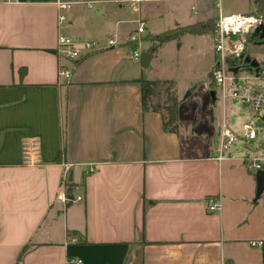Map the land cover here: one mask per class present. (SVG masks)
<instances>
[{"label":"crops","instance_id":"0c3cea01","mask_svg":"<svg viewBox=\"0 0 264 264\" xmlns=\"http://www.w3.org/2000/svg\"><path fill=\"white\" fill-rule=\"evenodd\" d=\"M59 2L72 4L61 23ZM132 14L123 0H0V264H262L255 178L235 182L243 158L212 159L234 104L194 115L175 91L177 131H164L139 80L168 81L145 72L166 42L148 52L161 33L141 5L139 53L151 58L131 60ZM59 36L96 48L66 59ZM66 166L69 204L57 200Z\"/></svg>","mask_w":264,"mask_h":264},{"label":"built area","instance_id":"2783aa9c","mask_svg":"<svg viewBox=\"0 0 264 264\" xmlns=\"http://www.w3.org/2000/svg\"><path fill=\"white\" fill-rule=\"evenodd\" d=\"M12 2L14 0H5ZM176 0H123V3L129 10L135 14H139L140 6L144 3H165ZM202 1V0H189ZM212 3L217 11L214 26L211 32L213 41V50L215 59L211 68V83L215 91V95L224 101H230L232 104H238L248 108L252 112L251 119L245 121L240 126V131H234L224 117L218 127V136L215 142L213 160L222 162L231 158V150L236 144H249L250 141L257 138L258 120L262 121L264 116V88L259 85H264V69L259 64V71L245 68L242 63L234 62L241 54H245L247 45L256 42L252 34L256 29L264 26V8L259 9L254 0H248L252 10L247 13H232L224 15L222 13L223 0H203ZM72 4L59 2L58 9L61 14L58 16V23L64 21L62 13L68 11ZM192 14L197 13V7L193 4L190 8ZM135 24V30L128 37V42L134 44L133 49L129 54V58L133 61L139 60V44L141 36L145 33V22L137 17L132 21ZM109 46L115 45V39L109 38L107 40ZM80 48L85 51H92L96 48L93 42L77 43L73 40L59 36L57 42V54L66 59L76 60L80 58ZM236 68V72L231 70ZM59 75L65 79L69 78V71L62 68L59 69ZM264 122V121H262ZM242 162L246 168L251 172L262 170L261 166L264 164V158L257 156L244 157ZM69 166L65 167L61 178L62 190L57 196V200L63 204L73 202L71 197L67 196V175ZM93 168L90 165L87 173L92 172ZM80 198H77V200ZM220 208V201L218 198L209 197L205 202V209L208 212H214ZM251 246L261 247L262 242H251ZM71 263L79 264L80 260H74Z\"/></svg>","mask_w":264,"mask_h":264},{"label":"rangeland","instance_id":"374dc122","mask_svg":"<svg viewBox=\"0 0 264 264\" xmlns=\"http://www.w3.org/2000/svg\"><path fill=\"white\" fill-rule=\"evenodd\" d=\"M206 2L209 1L202 0L193 2L189 0H176L157 4H142L145 9V16L147 17L146 24L148 32L155 34L163 33L187 24L200 21L204 22L206 18L214 20V18L217 17V11L215 8L211 7L205 9ZM193 4L198 9L195 15L192 14L190 10ZM251 10L252 8L248 0H223L222 13L224 15L247 13ZM132 16L133 18L138 17V15L134 14H132ZM133 27H135V24H133ZM147 40L151 42L150 46L158 45V47H160L165 43L152 42L150 39ZM144 47L145 45H142V48H139L138 51L142 50ZM245 54H249L251 58H255L264 69V44L254 45L253 43H249ZM214 59L215 53L210 33L200 35L182 34L177 39L167 41L162 48L159 49L151 69L145 72H148L152 77H159L173 82V90L178 91L182 96L181 99H184L182 106L183 110L194 115L203 114L206 116L211 113L217 115V112L219 114L221 113L222 100L220 99L212 102L209 92L205 91L209 89L208 84L211 78V68ZM259 86L264 88V85ZM189 90H191V93L187 96L186 93ZM210 90L211 89L208 91ZM229 106V103H227V107ZM227 111L228 125L237 132L240 131L241 124L250 120L252 116L251 110L238 104L232 105L231 109ZM257 126L259 128L257 138L250 141V145L239 143L232 148L231 155L234 158L239 159L253 156L264 158V122L258 120ZM234 164L239 168V171H237L234 176V180L237 183H241L240 175H243V173L248 174V169L245 165L242 166L241 163L236 162ZM75 172L76 171H74V175L77 174ZM249 174L253 177L255 172H249ZM252 198L255 201V226L252 227L251 233L257 236V223L260 221L263 226L262 233L264 232V195L255 200L254 190Z\"/></svg>","mask_w":264,"mask_h":264},{"label":"trees","instance_id":"16d2710c","mask_svg":"<svg viewBox=\"0 0 264 264\" xmlns=\"http://www.w3.org/2000/svg\"><path fill=\"white\" fill-rule=\"evenodd\" d=\"M259 9L264 8V0H254ZM214 20L208 19L204 22H196L185 27H176L161 34L150 37L152 42H167L172 39H177L182 34L200 35L212 32ZM205 32V33H204ZM134 47V44H130ZM158 45L150 46L148 52L155 53ZM141 88V104L143 110H151L161 114L162 128L164 131L176 133L177 131V111L179 101L173 90V82L171 81H147L139 80ZM209 86L212 87L209 79ZM261 169L264 170V164ZM67 196L71 195L67 193ZM70 235V232H68ZM262 264H264V239L261 245Z\"/></svg>","mask_w":264,"mask_h":264},{"label":"water","instance_id":"95a60500","mask_svg":"<svg viewBox=\"0 0 264 264\" xmlns=\"http://www.w3.org/2000/svg\"><path fill=\"white\" fill-rule=\"evenodd\" d=\"M259 38L258 41L254 42V45H262L264 44V26H262L260 29H256L255 32L252 34V38ZM151 58V55L142 52L139 55V63L142 68H146L148 66L149 60ZM236 63H242V65L245 68H249L254 70L255 73L259 71V62L255 58H251L249 54H241L236 60H234ZM233 73H235L237 70L236 68L231 70ZM186 95H189V92L186 93ZM210 98L212 102L215 101V91L210 90L209 91ZM262 121H264V116L262 117ZM255 178V200L259 199L260 195L264 191V170H257L254 174ZM71 180V178H69Z\"/></svg>","mask_w":264,"mask_h":264},{"label":"flooded vegetation","instance_id":"af4514ba","mask_svg":"<svg viewBox=\"0 0 264 264\" xmlns=\"http://www.w3.org/2000/svg\"><path fill=\"white\" fill-rule=\"evenodd\" d=\"M256 41H258V39H256ZM210 89L214 90L213 88L210 87Z\"/></svg>","mask_w":264,"mask_h":264}]
</instances>
